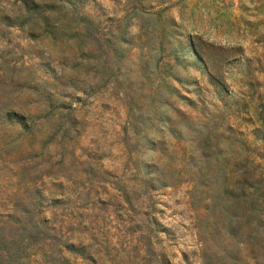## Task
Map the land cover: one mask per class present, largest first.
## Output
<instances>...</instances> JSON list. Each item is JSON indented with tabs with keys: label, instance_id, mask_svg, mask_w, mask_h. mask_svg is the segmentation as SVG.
<instances>
[{
	"label": "rangeland",
	"instance_id": "1",
	"mask_svg": "<svg viewBox=\"0 0 264 264\" xmlns=\"http://www.w3.org/2000/svg\"><path fill=\"white\" fill-rule=\"evenodd\" d=\"M22 1L0 0V214L27 207L32 252L45 264H86L67 244L89 264H205L230 248L238 260L217 264H256L249 239L202 243L189 176L178 164L160 186L151 165H200L191 140L212 115L224 156L226 127L264 155V0H49L55 34L18 16Z\"/></svg>",
	"mask_w": 264,
	"mask_h": 264
},
{
	"label": "trees",
	"instance_id": "2",
	"mask_svg": "<svg viewBox=\"0 0 264 264\" xmlns=\"http://www.w3.org/2000/svg\"><path fill=\"white\" fill-rule=\"evenodd\" d=\"M48 1H22L16 12L20 17L27 16L34 25L50 27L55 34L62 26L55 23L51 15L46 13L44 5ZM73 1H68L70 8L77 6L74 4L76 1ZM64 14L68 15L69 12L65 11ZM76 33L81 41L91 35L89 27L77 29ZM191 44L196 54L201 56L195 40ZM89 53L91 54V51H86L85 55ZM92 82L88 83V87H91ZM140 102L134 99L129 101V104L136 107L140 106ZM155 104L156 101L153 100L151 105ZM12 115L16 116L14 114L10 116ZM140 115L142 113L129 114V128L136 135L133 146L137 145L139 124L136 117ZM217 116L219 115L207 118L204 130L201 131L202 128H200L195 131L192 140L190 139L193 150L197 151L201 159L200 165L194 160V154H191L188 161H185L183 156L179 163L175 159L176 155H173L161 165H151L152 176L156 177L160 186L173 185L177 182L174 179V171L179 164L183 168L182 172L189 176L186 182L191 186L189 194L195 206L199 224L198 232L202 243L209 242L214 248L218 241L224 242L225 239L228 243L235 244L249 239L252 249L258 252L253 257L254 261L256 264H264V155L256 153L255 146L251 147L242 133L232 127H226L223 130L229 134L226 142L230 146H228L229 154L225 153L224 156L220 139L223 132H219V129L214 127ZM19 123L23 124L22 121ZM253 134L258 135L257 131ZM181 137V133L176 136L173 149L185 143ZM236 137L240 138V141ZM236 144L240 146L236 147ZM241 149L248 153L242 154ZM163 153L165 157L168 156L167 150L163 149ZM258 159L263 160V163L258 162ZM143 182L146 186H153L151 178L143 177ZM17 209L18 213H10L6 216L0 214V264H45L44 260L38 256L40 252H32L34 248L37 249L40 246L39 243L28 239V236L37 233L33 230L35 222L32 224V215L29 214L27 207ZM241 223L245 225L243 230L240 229ZM65 247L72 253L80 254L86 264L92 262L91 255L84 249L72 244H67ZM222 252L221 255L217 250H209L207 255L204 253L207 258L205 264H217L224 255L229 260H238L237 249L233 251L225 248ZM49 264H62V261L54 256ZM163 264L168 263L163 262Z\"/></svg>",
	"mask_w": 264,
	"mask_h": 264
}]
</instances>
